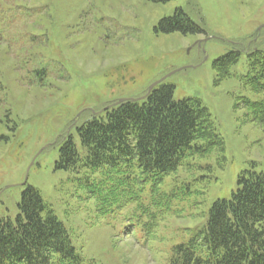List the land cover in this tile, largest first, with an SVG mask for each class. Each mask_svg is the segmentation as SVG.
<instances>
[{
    "label": "rangeland",
    "instance_id": "374dc122",
    "mask_svg": "<svg viewBox=\"0 0 264 264\" xmlns=\"http://www.w3.org/2000/svg\"><path fill=\"white\" fill-rule=\"evenodd\" d=\"M176 10L203 33L156 30ZM232 49L239 62L217 82L212 64ZM251 51L264 52V0H0V217L14 221L33 187L80 264H169L241 172H264V121L245 105L264 104L246 83ZM166 76L175 101L207 109L223 153L194 156L162 183L127 163L56 169L68 136L82 153V123Z\"/></svg>",
    "mask_w": 264,
    "mask_h": 264
},
{
    "label": "trees",
    "instance_id": "16d2710c",
    "mask_svg": "<svg viewBox=\"0 0 264 264\" xmlns=\"http://www.w3.org/2000/svg\"><path fill=\"white\" fill-rule=\"evenodd\" d=\"M156 30L203 33L182 10L160 20ZM241 52L232 49L213 62L217 82L230 77ZM247 62L246 83L254 91H264V52H248ZM173 91L164 81L138 101H124L92 115L77 128L82 153L68 136L59 149L56 169L98 171L127 163V168L136 166L162 183L194 156L223 153V140L207 109L194 99L175 101ZM245 105L264 121V104L246 100ZM18 211L14 221L0 217V264L81 263L67 230L36 189L24 190ZM169 264H264V172H241L236 190L229 199L212 204L198 235L172 248Z\"/></svg>",
    "mask_w": 264,
    "mask_h": 264
},
{
    "label": "water",
    "instance_id": "95a60500",
    "mask_svg": "<svg viewBox=\"0 0 264 264\" xmlns=\"http://www.w3.org/2000/svg\"><path fill=\"white\" fill-rule=\"evenodd\" d=\"M167 77H168V76H166V77L160 79L159 81L155 82L154 84H152V85L150 86V88H149V90H148L147 93H149V92H150L155 86H157L159 83L163 82ZM138 100H139V99H137V100H120V101L116 102L115 104H112V105H110V106H108V107L102 109V112H103V111H106V110L109 109L110 107H113V106H115V105H117V104H119V103H122V102H124V101L135 102V101H138Z\"/></svg>",
    "mask_w": 264,
    "mask_h": 264
}]
</instances>
